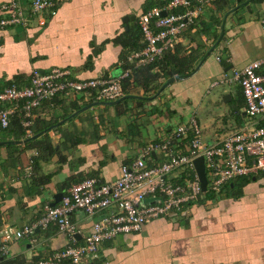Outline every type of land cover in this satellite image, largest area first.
<instances>
[{"label": "crops", "instance_id": "obj_1", "mask_svg": "<svg viewBox=\"0 0 264 264\" xmlns=\"http://www.w3.org/2000/svg\"><path fill=\"white\" fill-rule=\"evenodd\" d=\"M6 1L0 0V6ZM56 1V15L42 26L0 28V86L24 87L32 71L52 68H67L79 79L119 78L130 69L122 61L134 49L130 44L136 40L142 44L138 18L171 0ZM20 2L27 6L29 0ZM235 7L226 17L221 41L200 68L179 76L155 98L172 78H165L156 67L150 72L159 76L157 80L145 88H133L135 94L129 96L134 98L126 104L82 110L97 101L60 98L34 111L31 121L57 120L55 127L60 128L48 133L55 153L28 175L36 150L22 152L17 164L4 167L8 151L0 149V246L4 226L34 223L41 206L62 196L67 184L86 178L101 183L114 180L120 167L132 161L144 145L169 135L192 116L206 140L256 121L246 116L238 87L211 85L264 56L260 29L264 0L213 2L186 29L178 45L180 55L193 53L198 64L218 40L225 14ZM46 177L50 180L45 183ZM245 179L230 182V191L221 198L202 200L183 213L148 222L138 233L102 243L98 258L83 264H264V173ZM96 219L81 211L71 215L77 245ZM71 244L55 226L38 229L31 240L10 244L0 264H36Z\"/></svg>", "mask_w": 264, "mask_h": 264}, {"label": "built area", "instance_id": "obj_2", "mask_svg": "<svg viewBox=\"0 0 264 264\" xmlns=\"http://www.w3.org/2000/svg\"><path fill=\"white\" fill-rule=\"evenodd\" d=\"M217 0H171L163 7H153L138 18L142 48L130 53V69L119 78L79 79L67 68L31 72L27 86H9L0 92V127L6 128L15 110L24 114L28 128L33 111L43 102L80 97L97 102H113L123 97L121 82L133 69L144 68L173 53L186 29ZM56 0H7L0 6V28L27 29L42 26L57 13ZM180 9L181 12L174 11ZM164 13V15H163ZM264 34V19L260 21ZM219 61V58H217ZM231 85L240 89L245 101L244 112L253 123L221 138L206 140L195 117L178 124L169 135L147 143L128 164L122 165L117 177L101 183L86 178L69 185L59 202L41 206L38 219L20 228L5 226L1 231L0 260L8 246L22 239L31 240L36 230L55 226L72 242L51 252L38 264H83L98 258L102 243L138 233L148 222L183 213L207 192L217 195L237 178L256 177L264 173V56L240 69H233L211 86ZM7 105L9 108H2ZM262 122V124H260ZM26 134H30L26 130ZM203 159L206 191L203 192L194 161ZM31 175V166L27 167ZM154 199L152 202H146ZM81 211L97 217L81 245L71 215Z\"/></svg>", "mask_w": 264, "mask_h": 264}, {"label": "trees", "instance_id": "obj_3", "mask_svg": "<svg viewBox=\"0 0 264 264\" xmlns=\"http://www.w3.org/2000/svg\"><path fill=\"white\" fill-rule=\"evenodd\" d=\"M220 23L221 22H218V24H220ZM199 30L202 33H204L203 30H201V29H199ZM139 32H140V30H139ZM140 35H141V32H140ZM141 37H142V35H141ZM136 41H133L130 44V46L134 49H131L129 51L128 55L130 53H132L134 51H138L142 48L143 42H142V44H138ZM180 52L181 51L179 49V45H177L175 47L173 53L165 54L164 57L160 61H157V62H155L151 65H148L144 68L132 70L131 75L129 77H127L126 79H123L121 82L122 89H123V95L124 96L125 95L126 96L133 95L135 93H132L131 91L133 90V88H136V86H138V87L140 86L142 88H145L149 84L155 82L159 76L157 74L152 75V73L150 72L154 67L158 68L159 71L163 70L165 78H170L173 76L185 77V76L189 75L196 67V64L198 61L197 56L193 55V53L191 55H188V56L187 55L182 56V55H180ZM126 58L122 59L124 64H126ZM127 67H129V66H126L125 69ZM9 86H13V85H7L5 87L0 86V92L4 88L9 87ZM14 86H16V85H14ZM16 87H19V86H16ZM127 101H129V100L122 101V103L126 104ZM243 103L245 106L244 98H243ZM88 104H91V102ZM117 106H119V104ZM2 108H9V107L7 105H4ZM75 109L79 110L80 107L75 108ZM34 111H33V114H34ZM23 120H24V114H23L21 109H18V110H15L14 112H12V114L9 117L8 126L6 128L0 127V142L22 141V140H25L31 136L38 135L40 133L42 134V136L39 137L40 139L36 138L34 140H30L29 142H27L24 145L7 144L5 146H0V149L6 148L8 151L7 152V163L5 164V166L4 165L3 166L6 167V166H8V164L10 166H13V165L17 164L18 157L21 155L22 152H24L26 150H36L35 151L36 155L31 158V162H30V166H31L32 171L36 172L38 169V163L42 160H47L49 157H51L55 153V147L51 144V138L49 137L48 133L50 131H52V129L56 130L60 127H55L57 120L49 121V122H44V121H40V120H37V121H31L30 120L29 127L25 128L22 125ZM260 124H262V122H260ZM26 130H29L30 134L27 135ZM246 178H249V177H246ZM49 180H50V178L46 177L44 182L46 183ZM235 180H247V179L237 178ZM78 182H80V181H78ZM75 183H77V182H75ZM71 184H67L66 188ZM229 184L225 185L224 189L220 193H218L217 195H215L214 193H211V192H207L205 194V200L206 199L216 200L218 198H221V197L227 195L228 194L227 192H229L231 189L229 187ZM201 202L202 201H199L197 203V205ZM1 260H0V263H1ZM36 264H38L37 261H36Z\"/></svg>", "mask_w": 264, "mask_h": 264}, {"label": "water", "instance_id": "obj_4", "mask_svg": "<svg viewBox=\"0 0 264 264\" xmlns=\"http://www.w3.org/2000/svg\"><path fill=\"white\" fill-rule=\"evenodd\" d=\"M246 3H241L240 6H243L245 5ZM239 6V7H240ZM237 9V7L235 8H232L230 9L224 16L223 18V21L221 23V26H220V35L218 37V40L216 41V43L212 46V49H210L205 57L203 59H201V61H199V63L197 64V66L195 67L193 73H195L199 68L200 66L202 65V63L204 62V60L208 57V55L214 50V48L218 45V43L221 41L222 37H223V34H224V26H225V20H226V17L228 16V14H230L231 12L235 11ZM164 15V13H163ZM191 73V74H193ZM190 74V75H191ZM180 77L179 76H175V77H172L170 79L167 80V82L165 84L162 85V87H160V89L157 91V93L152 97V98H155L156 96H158L160 94V92L165 88L167 87L170 83H172L173 81H177ZM130 98H134V96H123L121 97L120 99L116 100V101H113V102H95L89 106H86L84 107L82 110H86V109H89L93 106H97V105H101V106H115L119 103H121L122 101L124 100H127V99H130ZM75 115V114H74ZM60 124V123H59ZM40 136V134L38 135H34V136H31L25 140H22V141H5V142H0V146H5L7 144H15V145H24L26 144L27 142H29L30 140H34L36 138H38ZM194 168L196 170V173L198 175V178H199V181H200V184H201V188H202V191L205 192L206 191V178H205V174H204V164H203V159L202 158H198L194 161ZM61 198V195H57L55 197V201L53 203H50L51 206H54L56 205L59 200ZM154 199H148L146 200V202H152Z\"/></svg>", "mask_w": 264, "mask_h": 264}, {"label": "rangeland", "instance_id": "obj_5", "mask_svg": "<svg viewBox=\"0 0 264 264\" xmlns=\"http://www.w3.org/2000/svg\"><path fill=\"white\" fill-rule=\"evenodd\" d=\"M160 99H161V98H160ZM4 227H5V226H4ZM4 227H3V228H4ZM3 228H2V229H3ZM1 231H2V230H1Z\"/></svg>", "mask_w": 264, "mask_h": 264}]
</instances>
